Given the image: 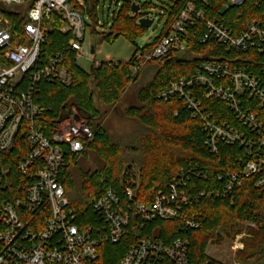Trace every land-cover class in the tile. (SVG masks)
Returning <instances> with one entry per match:
<instances>
[{
	"label": "trees",
	"instance_id": "1",
	"mask_svg": "<svg viewBox=\"0 0 264 264\" xmlns=\"http://www.w3.org/2000/svg\"><path fill=\"white\" fill-rule=\"evenodd\" d=\"M227 1L211 0L212 7L207 8L208 16H217L236 32L243 29L249 20L264 19V1L246 0L242 6L225 8ZM85 2L87 9L84 13L96 24L100 0ZM185 2L175 0L165 10L163 31L144 48L138 47L129 60L102 61L99 66L94 63L93 69L88 72L79 66L76 53L69 46L72 34L60 30L64 23L60 14H55L53 28L46 31L42 60L47 61L54 54L62 53L64 64L74 80L70 86L59 82L41 83L37 99L46 111L40 121L48 132H52L57 123L68 117L70 108L76 106L80 116L87 120L94 132V138L87 144L82 157L78 158L66 148L69 166L61 173L70 205L80 214L78 223L85 225L96 221L93 199L109 187L121 195L124 205L131 203L124 193L125 187L132 184V176L129 175L131 163L140 169L139 182L137 185L132 184L136 189L137 201L151 203L156 193L159 190L166 191L183 171L189 175L187 190L195 195V199L182 208V219L159 218L142 223L139 216H132L129 231L120 242L101 244L100 258L96 264H118L132 244L147 236L166 244L177 238L187 239L190 264H223L207 255L209 243L219 236L216 235L218 231L231 235L241 230L244 221L254 223L256 227L250 228V238H243L245 248L238 252V257L244 264H264V190L256 186L253 176L245 177L243 185L234 188L231 193L224 189L228 173L242 172L245 150L239 145L221 143L218 152L214 153L206 143L209 134L205 129L204 118L235 122L228 103L217 95L209 96V84L198 82L187 89L200 101L201 114L177 94L169 99L159 97L170 83L181 78H195L199 64L213 59L229 61L232 66L247 70L258 76L264 85V49L237 51L213 40L202 42L200 38L206 28L200 22L190 29L186 49L181 55L153 59L138 71H133L137 52H150L157 45ZM132 4L133 0L123 2L104 40L114 42L118 37L125 36L135 41L143 33L144 28L138 22L143 12L133 15ZM32 6V0L9 5L0 0V15L10 21L14 32L22 34L27 13ZM18 41L19 38L15 42ZM148 66L152 67L154 75L147 83L138 86L136 101L124 111L128 117L140 122L139 133H135L134 138L126 134H111L104 125L103 113L96 102L115 107L129 86L140 82L142 70ZM220 82L215 79L216 84ZM259 110L260 114H264V108ZM29 151L25 130L19 131L11 151H0V161L9 168L6 185L0 187V203L24 198L30 180L20 173L18 164ZM92 158L95 165L92 164ZM220 176L222 179H219ZM201 192H206L205 196H201ZM188 220L198 223V227L188 225ZM161 264L173 263L164 258Z\"/></svg>",
	"mask_w": 264,
	"mask_h": 264
},
{
	"label": "built area",
	"instance_id": "2",
	"mask_svg": "<svg viewBox=\"0 0 264 264\" xmlns=\"http://www.w3.org/2000/svg\"><path fill=\"white\" fill-rule=\"evenodd\" d=\"M6 4L23 3L25 0H1ZM23 33L14 32L7 18H0V151L9 152L16 144L17 134L25 130L29 153L18 164L20 173L30 181L24 198L0 203V264H96L100 246L105 242L118 243L128 233L132 216H139L142 223L155 219L184 218L182 208L195 195L188 191L187 172H182L168 186L159 190L151 203L137 201L136 189L128 184L124 193L131 203L124 205L121 195L112 187L93 199L96 221L80 225V214L70 205L61 181V173L69 166L66 148L78 158L87 150L94 132L79 109L72 106L68 117L48 132L40 121L46 111L38 101L43 81L59 82L70 86L73 75L65 66L62 53L41 58L46 31L53 28L55 14L64 21L60 30L72 34L69 46L76 59L88 55L85 46L87 21L85 0H32ZM246 0H228L225 8L239 7ZM264 0H257V2ZM138 18L153 17L145 13L141 0ZM211 0H186L166 35L147 53L138 51L133 71L153 59L181 55L185 51L189 31L197 23L205 25L202 42L213 40L237 51L264 49V19H253L236 32L217 16L209 17L207 8ZM222 11V9L220 10ZM133 15L135 13L132 10ZM19 41L16 43V39ZM96 66L100 62H95ZM193 79L181 78L164 88L159 97L169 99L178 95L198 114L201 103L193 97L188 86L193 83L209 84L210 95L226 101L235 122L205 119L209 137L206 143L212 152H218L221 143L244 148L242 172L226 176L225 191L231 193L244 183L245 177L256 178V186L264 190V85L258 76L243 68L232 66L229 61L208 60L199 64ZM215 79L221 80L216 84ZM259 112V113H258ZM9 168L0 161V187L5 186ZM199 177V174H196ZM222 179V176L219 177ZM206 192H201L205 196ZM212 194V193H208ZM188 225L198 223L188 220ZM245 233L235 235V248L244 246ZM189 241L177 238L172 243L144 237L132 244L118 264H161L164 258L173 264H190Z\"/></svg>",
	"mask_w": 264,
	"mask_h": 264
},
{
	"label": "rangeland",
	"instance_id": "3",
	"mask_svg": "<svg viewBox=\"0 0 264 264\" xmlns=\"http://www.w3.org/2000/svg\"><path fill=\"white\" fill-rule=\"evenodd\" d=\"M125 0H100L97 9V23L95 24L88 14H85L87 21V30L85 36V46L88 52L86 57H79L78 64L85 71H90L91 66L95 62L102 61H127L129 60L135 50L144 48L149 42H151L156 36L163 31L164 22L166 20V9L172 6L175 0H141L143 5L147 8H143L146 13H152L153 17H156L153 25L149 28H144L142 34L138 35L135 41H131L125 36L118 37L114 42L104 40L105 34L110 33L113 22V17L116 15ZM0 18L2 16L0 15ZM4 22H0V26L4 25ZM95 49V53H92V49ZM154 75V70L151 66L146 67L142 70V78L138 84L130 85L124 94L123 99L115 107H107L101 104L99 101L96 102L97 107L103 113L102 120L104 125L108 128V131L117 136L130 135L133 136L135 133H139L140 122L135 119L128 117L124 114L127 106L136 101L137 88L141 84L147 83ZM93 157V156H91ZM92 164L94 159L92 158ZM84 165L85 162H83ZM91 164V165H92ZM95 165V164H94ZM93 165V166H94ZM130 176L131 183L133 181L139 182L140 169L137 165L130 164ZM88 166V164H87ZM135 179V180H134ZM256 227L254 223L244 221L241 230L231 234L225 235L218 231V237L212 239L206 250L207 255L211 259H215L223 264H244V262L238 257V252L244 250L245 242L244 239L250 238V228ZM245 233L242 239L244 246L242 248H235V235L234 234Z\"/></svg>",
	"mask_w": 264,
	"mask_h": 264
},
{
	"label": "water",
	"instance_id": "4",
	"mask_svg": "<svg viewBox=\"0 0 264 264\" xmlns=\"http://www.w3.org/2000/svg\"><path fill=\"white\" fill-rule=\"evenodd\" d=\"M132 10L135 12V13H138L139 10H140V5L139 4H136V3H133L132 4ZM155 21V18H148V17H144V18H140L139 19V24L143 27V28H149L153 25ZM92 53L95 52V49L93 48ZM91 69H93V65L91 66Z\"/></svg>",
	"mask_w": 264,
	"mask_h": 264
},
{
	"label": "crops",
	"instance_id": "5",
	"mask_svg": "<svg viewBox=\"0 0 264 264\" xmlns=\"http://www.w3.org/2000/svg\"><path fill=\"white\" fill-rule=\"evenodd\" d=\"M95 53V52H94Z\"/></svg>",
	"mask_w": 264,
	"mask_h": 264
}]
</instances>
